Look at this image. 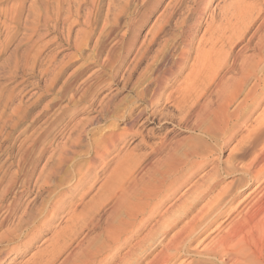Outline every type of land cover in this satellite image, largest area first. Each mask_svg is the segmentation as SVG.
Wrapping results in <instances>:
<instances>
[{"label": "bare ground", "instance_id": "bare-ground-1", "mask_svg": "<svg viewBox=\"0 0 264 264\" xmlns=\"http://www.w3.org/2000/svg\"><path fill=\"white\" fill-rule=\"evenodd\" d=\"M75 1L79 4L84 0ZM216 1L170 0L165 4L164 0H146L142 21L147 24L164 4L148 33L146 50L151 51L157 44L159 49L164 50L165 41L158 43V40L170 24L178 30L176 41L180 48L176 55H165L154 65L158 68L157 80L153 78L157 82L154 92L156 94L165 87L168 76L175 77L189 70L181 82L183 85L178 86L185 102L182 112L197 119L202 126L200 132L203 140L214 143L215 147H208L206 142L194 143L190 140L183 145V141H177L174 147L171 146L159 157L156 166H151L146 178H135L129 184L120 178H108V184L103 185L106 193L101 192L105 193V200L115 198L116 201L104 223L103 239L99 244H86L85 240L79 238L87 223V215L82 213L85 208L81 213L74 209L70 202L72 194L90 182L96 184L93 171L117 150L121 140L119 136L133 131H122L120 134L111 131L110 134L106 133L107 136L101 133L96 136V131L95 136L90 131L74 134L78 137L73 139V136L62 142L56 155L51 156L42 169V172L46 171L45 177L39 180L41 185L36 188L51 191H47L49 194L45 198L35 196L32 199L33 203L40 200L39 206L23 205L22 197L12 198L9 204L6 202V215L0 219V232L19 206L22 205L23 210L15 224L4 227L5 231L0 234V264H14L18 258L22 261L17 264H108L115 251L117 255L121 253V246L128 248L131 245L130 251L126 252L130 257L124 260L128 264H177L187 256L195 258L188 264H264V111L230 150L225 162L220 157L214 158L216 153L221 154L228 148L240 127L247 126L264 103V0H252L253 3H248V0H227L218 4ZM62 4V0H31L26 16L30 32L35 33L42 19L45 23L54 21V26L62 18L63 22H70L69 28L79 24L77 19L70 21V14L62 11ZM22 11L20 6L19 11L13 14L15 20L21 19ZM172 48L170 50L173 51ZM248 51L251 53L247 54ZM149 61L151 63V59ZM212 85L213 93L207 94ZM204 94L210 98L200 104L199 99ZM240 97L243 98L238 102ZM139 99L145 100L143 97ZM237 102L236 107L231 108ZM193 106L195 111L191 109ZM136 119L134 117L127 122V126H133ZM84 136H87V144H82ZM84 148L86 152H82ZM84 159H87L86 162H81ZM213 164L216 166L207 175L193 183L191 190L176 200L180 190L190 184L200 170ZM66 166L67 170L64 171ZM230 177L233 180L211 197L221 180ZM247 189L251 190L239 203L236 202ZM206 198L208 201L198 208ZM95 200H98L97 197L92 198L93 202ZM235 202L237 207H233ZM82 215L86 217L84 224ZM64 219L67 224L60 229L55 228L54 223ZM152 222L155 225L148 237L135 240ZM178 227L179 230L170 239L167 238L169 232ZM216 233L211 242L202 247ZM202 236L205 237L201 240ZM195 243L203 249L194 248ZM132 251H135L134 255ZM29 254L31 257L25 260Z\"/></svg>", "mask_w": 264, "mask_h": 264}, {"label": "rangeland", "instance_id": "rangeland-1", "mask_svg": "<svg viewBox=\"0 0 264 264\" xmlns=\"http://www.w3.org/2000/svg\"><path fill=\"white\" fill-rule=\"evenodd\" d=\"M62 1V11L70 14V21L79 20V24L69 28L70 22L69 24L63 22L62 18L54 26V21H49V25L42 19L33 33L30 32V26L27 25L29 23L26 19L31 0H0V219L6 215V202H11L14 197H22L23 205L38 207L40 200L38 203H33L32 199L35 196H39L41 199L48 196L47 191H51V189L36 187L41 185L39 180L45 177L46 171L42 172L44 165L51 156L56 155L62 142L68 141L73 136V139L77 138L80 131H90L93 136H95V131L96 136H99L100 133L107 136L106 133L110 134L111 131H118L119 134L122 131H133L127 133L126 136H119L121 140L117 150L93 171V175H96V184L93 185V182H90L85 187H79L73 192L70 200L77 213H81L85 208V212L82 213H85L83 215H87V218L82 215V224L86 223L88 219V224H84L85 227L81 231L79 240L83 239L88 244H99L103 239L104 223L107 222L109 211L116 201L115 198H113L114 200H105L106 196L103 195L106 193L103 190L104 186L112 178H120L127 184L134 181L135 178L139 180L142 177L146 178L151 166H156L159 157L171 146L174 147L177 141H183V145L190 140H193L194 143L206 142L208 147L213 146V148L215 144L203 140L200 132L202 126L193 115L186 116L182 112L181 108L184 107L185 102L182 90L178 86H181L189 70L175 77L168 76V79L165 80V87L158 90L157 95L154 92L157 89L156 77L158 75V68L155 66L165 55L172 53L176 55L180 48L179 42L176 41L178 30L170 24L169 27L168 25L165 27L167 29L158 40V43L165 41L164 50L159 49L158 44L153 46L151 51L146 50L148 33L153 28V22L163 9L164 4L146 24L142 22L147 7L146 0H130V2L129 0H84L79 4L75 0ZM169 1L164 0L165 4ZM226 1L217 0L215 3ZM120 2L121 7H119ZM248 3H253V1L248 0ZM73 4L77 5L76 8ZM20 6L23 9L22 17L15 20L13 14L19 11ZM121 8L125 9L124 12ZM120 11L122 12L120 13ZM73 15L75 16L73 17ZM50 16L53 17L51 14ZM51 26L53 27L51 28ZM54 27L58 29L55 30ZM171 48L173 51L170 50ZM158 50H161L160 53ZM157 53L159 54L157 55ZM250 53L251 51H248L247 54ZM150 59L153 64L149 63ZM213 91L214 85L208 88L207 94L213 93ZM207 94L201 96L200 104L204 100H209L210 97ZM142 97L145 99L144 102L139 99ZM240 98L238 102L243 97ZM238 102L231 108H235ZM191 109L195 111L196 108L193 106ZM263 111L264 103L250 118L247 126L240 127L228 148H225L221 154L216 153L214 158L220 157L221 161L225 162L230 150L241 141L242 137L246 135V131L251 129L255 118ZM138 113L141 115L139 116ZM134 117L138 119L131 126V130V127L127 126V122ZM77 133L78 135L75 136ZM83 139L82 144H87V136H84ZM163 148L166 150H162ZM86 151V148L82 150V152ZM125 157L128 158L127 161ZM86 160L81 162H86ZM123 160L126 161V165L122 162ZM120 161L125 166L121 164L120 167ZM128 163L130 164L127 165ZM215 164L200 170L191 183L180 190L176 200L188 193L195 183L216 166ZM63 170H67V166ZM56 177L59 179V176ZM232 180V177L222 179L217 191L210 196L215 195L220 190L219 188L226 186ZM90 188L92 189L90 190ZM102 190L105 193L101 192ZM250 190L244 191L236 202L239 203ZM210 196L207 198L209 199ZM96 197L98 200H95L97 201L95 203L92 198L94 200ZM207 198L206 201L200 203L198 208L208 201ZM89 205L93 207L90 208ZM237 205L236 203L233 207H237ZM21 208L22 205L18 207L16 214L10 217L4 227L7 228L15 224L14 222L23 210ZM89 208L90 211L92 209L91 212ZM106 213L107 215H105ZM47 219L48 217L45 220ZM104 220L106 221L104 222ZM54 224L55 228L60 229L67 223L65 224L64 219L57 220ZM154 225L155 222L147 225L135 240L140 241L147 238ZM4 227L1 232L5 231ZM179 227L169 232L167 238L170 239L172 234L179 230ZM216 235L217 233L212 235L202 247L210 243ZM204 237L202 236L201 240ZM134 243L136 244L137 241ZM131 247L132 245L128 248L121 246V253L117 255L115 254L117 251H115L110 256L112 260L108 264H128L124 260L128 254L126 252H129ZM193 247L203 249L198 243H195ZM34 249L36 250V248ZM134 252L131 253L134 255ZM31 254L25 260L30 258ZM128 256L130 257V255ZM192 259L195 258L187 256L177 264L184 262L188 264L193 261ZM21 261L22 259L18 258L14 264Z\"/></svg>", "mask_w": 264, "mask_h": 264}]
</instances>
